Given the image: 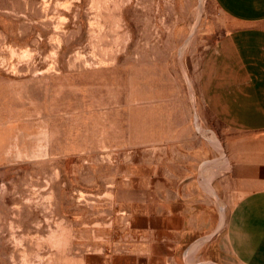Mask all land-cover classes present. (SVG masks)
<instances>
[{
  "label": "rangeland",
  "instance_id": "rangeland-1",
  "mask_svg": "<svg viewBox=\"0 0 264 264\" xmlns=\"http://www.w3.org/2000/svg\"><path fill=\"white\" fill-rule=\"evenodd\" d=\"M231 25L215 0H0V264L146 243L127 185L195 183L200 245L218 237L235 133L197 86ZM263 139L238 132V147Z\"/></svg>",
  "mask_w": 264,
  "mask_h": 264
},
{
  "label": "crops",
  "instance_id": "crops-1",
  "mask_svg": "<svg viewBox=\"0 0 264 264\" xmlns=\"http://www.w3.org/2000/svg\"><path fill=\"white\" fill-rule=\"evenodd\" d=\"M215 1L232 25L205 53L197 93L202 111L235 133L226 139L225 174L237 199L224 230L200 245L202 231L185 193L195 183L138 186L142 201L138 189L127 185L130 220L138 222V236L149 241L93 252L83 264H203L200 258L213 264H264V139L238 147V132L264 135V0Z\"/></svg>",
  "mask_w": 264,
  "mask_h": 264
}]
</instances>
